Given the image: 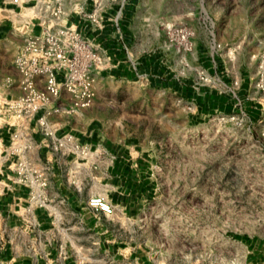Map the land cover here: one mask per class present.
Instances as JSON below:
<instances>
[{
    "label": "rangeland",
    "instance_id": "obj_1",
    "mask_svg": "<svg viewBox=\"0 0 264 264\" xmlns=\"http://www.w3.org/2000/svg\"><path fill=\"white\" fill-rule=\"evenodd\" d=\"M15 1L17 12L0 10V26L32 33L38 0ZM87 1L62 0L66 17L86 18ZM95 1L104 15L123 2ZM134 9L132 54L158 56L179 70L198 49L225 63L235 89L246 80L249 103L264 109V0H136ZM198 67L196 81L213 85ZM95 90L94 115L110 134L157 161L154 199L129 230L119 229L147 264H246L248 244L264 249V110L250 120L253 108L242 103L233 115L192 121L187 105L165 91L107 79Z\"/></svg>",
    "mask_w": 264,
    "mask_h": 264
},
{
    "label": "crops",
    "instance_id": "obj_2",
    "mask_svg": "<svg viewBox=\"0 0 264 264\" xmlns=\"http://www.w3.org/2000/svg\"><path fill=\"white\" fill-rule=\"evenodd\" d=\"M135 6L136 0H123L105 15L101 13L104 29L100 31L85 18L70 21L67 17L69 25L103 49L106 65L95 86L104 79L126 80L148 91H165L181 107L187 105L192 121L233 115L242 103L250 104L248 82L235 89L225 63L214 56L201 57L198 49L179 70L158 56L137 55L134 48L132 54L128 38ZM18 9L15 0H0V10ZM94 9L95 0H88L86 15ZM0 43V264H147L133 242H128L127 233L120 235L119 229L129 230L131 221L154 199L158 189L154 155L134 141L110 134L107 124L94 115V106L74 113L40 111L28 123L4 115L6 101L22 94L15 59L24 36L1 25ZM198 66L213 75V85L196 81ZM243 92L248 94L241 100ZM64 104L68 106L67 101ZM248 107L253 108L250 120L264 110L259 105ZM66 135L78 139L90 157L57 151V141ZM19 160L48 169L43 205L31 202L30 189L17 183L15 164ZM94 196L110 201L114 216L90 208L88 201ZM247 250L246 264H264V249L250 243Z\"/></svg>",
    "mask_w": 264,
    "mask_h": 264
},
{
    "label": "built area",
    "instance_id": "obj_3",
    "mask_svg": "<svg viewBox=\"0 0 264 264\" xmlns=\"http://www.w3.org/2000/svg\"><path fill=\"white\" fill-rule=\"evenodd\" d=\"M98 2L95 1V10L85 16L96 31L104 29ZM32 9V33L24 35V44L15 59L22 94L6 101L4 115L28 123L40 111L74 113L91 107L96 98V77L106 65L101 45L68 24L62 0H38ZM36 28L37 34L33 32ZM260 88L264 93V84ZM40 123L45 125L43 117ZM54 148L68 156L90 157V151L71 135L59 139ZM15 171L17 183L30 189V201L43 205L48 169L19 160ZM88 206L107 217L115 214V207L101 196L90 198Z\"/></svg>",
    "mask_w": 264,
    "mask_h": 264
}]
</instances>
